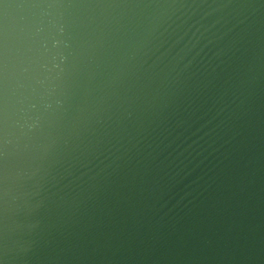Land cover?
<instances>
[{
	"label": "water",
	"instance_id": "obj_1",
	"mask_svg": "<svg viewBox=\"0 0 264 264\" xmlns=\"http://www.w3.org/2000/svg\"><path fill=\"white\" fill-rule=\"evenodd\" d=\"M0 264H264V0H0Z\"/></svg>",
	"mask_w": 264,
	"mask_h": 264
}]
</instances>
